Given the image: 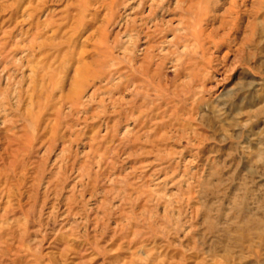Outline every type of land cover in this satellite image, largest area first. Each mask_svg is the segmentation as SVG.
<instances>
[{
    "label": "rangeland",
    "instance_id": "374dc122",
    "mask_svg": "<svg viewBox=\"0 0 264 264\" xmlns=\"http://www.w3.org/2000/svg\"><path fill=\"white\" fill-rule=\"evenodd\" d=\"M0 264H264V0H0Z\"/></svg>",
    "mask_w": 264,
    "mask_h": 264
},
{
    "label": "bare ground",
    "instance_id": "6f19581e",
    "mask_svg": "<svg viewBox=\"0 0 264 264\" xmlns=\"http://www.w3.org/2000/svg\"><path fill=\"white\" fill-rule=\"evenodd\" d=\"M148 48H153V46L149 45ZM145 58H146L147 61L149 60L148 63H151L150 61H152L153 56L150 55V53H147ZM145 58H144V59H145ZM144 61H145V60H144ZM144 65H145V64H144ZM147 66H148V65H147ZM142 69H144V68H142ZM142 69H141V70H142ZM145 69H146V68H145ZM146 70H147V69H146ZM145 86L149 89L150 84H149L148 82H146V83H145Z\"/></svg>",
    "mask_w": 264,
    "mask_h": 264
}]
</instances>
